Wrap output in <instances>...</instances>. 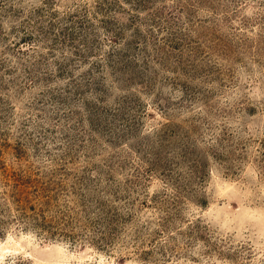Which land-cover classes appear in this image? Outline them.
I'll use <instances>...</instances> for the list:
<instances>
[{"label":"rangeland","instance_id":"374dc122","mask_svg":"<svg viewBox=\"0 0 264 264\" xmlns=\"http://www.w3.org/2000/svg\"><path fill=\"white\" fill-rule=\"evenodd\" d=\"M0 260L264 264V0H0Z\"/></svg>","mask_w":264,"mask_h":264},{"label":"bare ground","instance_id":"6f19581e","mask_svg":"<svg viewBox=\"0 0 264 264\" xmlns=\"http://www.w3.org/2000/svg\"><path fill=\"white\" fill-rule=\"evenodd\" d=\"M12 248V247H11ZM8 249V248H7ZM1 261V260H0ZM1 263V262H0Z\"/></svg>","mask_w":264,"mask_h":264}]
</instances>
